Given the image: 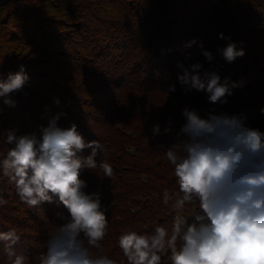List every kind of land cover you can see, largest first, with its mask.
Wrapping results in <instances>:
<instances>
[{
    "label": "trees",
    "instance_id": "trees-1",
    "mask_svg": "<svg viewBox=\"0 0 264 264\" xmlns=\"http://www.w3.org/2000/svg\"><path fill=\"white\" fill-rule=\"evenodd\" d=\"M236 3L243 12L233 8ZM262 12L261 0H25L22 12L6 14L0 38L1 50H14L0 66V79L21 66L29 76L12 94L15 107L0 97V160L13 146L4 142L8 130L39 137L57 113H64L58 127L75 124L86 143L98 140L104 151L97 163H110L113 175L104 176L99 167L80 175L86 194H100L108 219L107 235L92 254L127 264L118 245L122 234L171 227L178 185L166 151L186 123L183 109L239 114L264 108ZM220 33L243 47L245 55L228 63L219 49L229 41ZM196 63L216 71L222 81L243 79L244 86L233 89L227 103L213 104L206 92L187 91L178 80ZM247 124L264 131V115ZM156 125L160 134L154 136ZM91 151L77 155L87 157ZM165 192L172 198L167 204ZM0 199L6 201L0 204V232L14 229L20 236L17 253L38 264L51 233L69 219L68 210L57 196L29 207L2 170ZM196 207L189 205L187 211ZM169 257L170 252L162 253L161 264H171ZM0 264H10L2 241Z\"/></svg>",
    "mask_w": 264,
    "mask_h": 264
},
{
    "label": "clouds",
    "instance_id": "clouds-1",
    "mask_svg": "<svg viewBox=\"0 0 264 264\" xmlns=\"http://www.w3.org/2000/svg\"><path fill=\"white\" fill-rule=\"evenodd\" d=\"M219 38L229 41L219 49L228 63L245 55L231 37L220 33ZM203 55L213 60L210 52ZM28 79L23 66L0 79L4 105L16 106L12 94ZM178 80L187 91L206 92L213 104L227 103L225 97L244 86L243 79L225 77L222 81L216 71L204 70L199 63L185 69ZM174 90L172 86L170 91ZM260 111L264 114V108ZM62 115L52 116L39 137L36 133L17 136L15 130H8L4 142L13 146L0 160V170L29 207L52 202L57 196L70 214L49 236L38 264H115L107 256L92 254L107 235L108 219L100 194H86V182L80 179L84 169L97 167L110 178L113 168L106 161L97 163L96 157L104 151L98 140L86 143L75 124L67 129L57 126ZM182 115L186 123L177 134L178 142L166 151L178 185L171 227L156 225L150 233L122 234L118 245L127 264H161V254L166 251L171 264H264V131L248 126L243 113L210 112L201 118L186 107ZM159 134L156 125L153 135ZM86 148L92 150L89 156L77 155ZM170 199L165 192L164 202ZM189 205L197 207L187 211ZM0 241L5 243L10 264H29L16 251L20 236L14 229L0 232Z\"/></svg>",
    "mask_w": 264,
    "mask_h": 264
},
{
    "label": "rangeland",
    "instance_id": "rangeland-1",
    "mask_svg": "<svg viewBox=\"0 0 264 264\" xmlns=\"http://www.w3.org/2000/svg\"><path fill=\"white\" fill-rule=\"evenodd\" d=\"M264 3V0H261ZM4 5V8H2V10H0V38H3L2 36H4V29L6 28L5 23H6V14L10 13L11 11H19L22 12L25 6V0H0V5ZM233 8L235 10H238L240 12L244 11V8L240 7L237 3L233 6ZM262 16H263V24L264 25V12H262ZM10 29H14L13 26ZM3 44L0 42V47ZM14 54V50H1L0 49V66L5 64V60L4 58L7 57L8 55H13ZM8 61H13L14 59L12 57L7 58ZM243 114H246L248 117L247 121L253 120V121H258L259 119H261V117L264 115L261 112H241ZM239 113V114H241ZM218 114V113H215ZM221 114V113H220ZM201 116V118H207L208 114L207 113H202L199 114ZM229 115H238V114H229ZM172 138L169 137V140H171ZM166 254L163 253V255Z\"/></svg>",
    "mask_w": 264,
    "mask_h": 264
}]
</instances>
